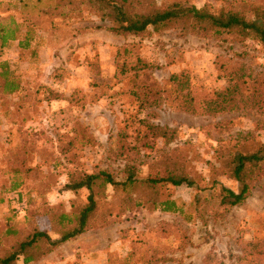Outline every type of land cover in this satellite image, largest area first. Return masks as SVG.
<instances>
[{
    "label": "rangeland",
    "instance_id": "374dc122",
    "mask_svg": "<svg viewBox=\"0 0 264 264\" xmlns=\"http://www.w3.org/2000/svg\"><path fill=\"white\" fill-rule=\"evenodd\" d=\"M178 1L217 11L223 1L232 0ZM55 4L0 0V72L7 67L29 91L23 96L0 92V231L9 220L25 227L26 210L44 202L61 204L67 211L73 204L82 207L88 191L66 188L74 170H105L123 182L126 167L135 164L138 176L147 179L156 175L152 163L178 147L195 156V168L189 167L193 183L169 185L163 192L171 194L181 212L135 208L102 227L95 221L93 228L30 264H151L153 254L152 264H264V174L244 202L231 206L222 201L223 188L239 192L241 184L228 178L217 161L222 142L248 132L254 142L245 147L254 152L264 142V116L252 109L193 113L178 106V83L170 79L180 73L189 78L181 92L194 95L199 109L207 92L235 84L231 70L238 65L263 72V46L255 39L225 41L176 27L119 34L104 27L110 23L92 10L67 15L54 12ZM8 31L15 32V39L3 44ZM119 49L133 50L127 60L139 55L151 63L148 72L163 89L161 105L135 95L134 77L118 65ZM141 119L168 128L167 137L150 136L141 142L139 133H146L145 125L138 127ZM124 133L127 141L121 138ZM73 141H78L77 157L69 162L64 149ZM25 145L32 151L28 164L34 169L29 175L14 172L10 162ZM55 160L63 165L53 168ZM15 181L21 185L12 190ZM119 203L120 196L108 187L99 200L100 211L117 213ZM38 224L59 238L46 214ZM141 232L149 235L147 247H138L137 255L129 258Z\"/></svg>",
    "mask_w": 264,
    "mask_h": 264
},
{
    "label": "trees",
    "instance_id": "16d2710c",
    "mask_svg": "<svg viewBox=\"0 0 264 264\" xmlns=\"http://www.w3.org/2000/svg\"><path fill=\"white\" fill-rule=\"evenodd\" d=\"M51 8H54V12L61 10L67 15L92 10L100 20L110 23L104 27L119 34H144L151 30L162 32L176 27L185 33L225 41L244 42L255 39L264 48V3L261 1H223L217 11L211 10L209 5L202 8L195 5L183 6L178 0L166 4H160L158 0H56V4ZM14 37V31L3 34V44L9 38L15 39ZM129 54L135 53L133 50L119 49L116 57L121 72L134 77L137 84L135 95L142 97L151 105H161L163 89L148 72L153 66L139 55H134L131 60H127L126 57ZM245 67L243 63L232 69L231 73L236 79L235 84L232 87L207 92L199 109L194 95L181 92L189 85V78L183 73L174 74L170 78L174 83H178L174 88L178 91L174 99L177 100L179 107L193 113L217 115L252 109L264 116V71H248ZM11 74L7 67L2 68L0 92L5 95L19 94L20 96H23L25 92L28 93V88L23 86L22 81ZM144 125L146 133L138 135L141 142L149 140L150 136L167 137L168 135V128L156 126L141 119L138 122L139 129ZM126 136L127 134L124 133L121 138L127 141ZM253 139L254 134L248 132L235 141L230 139L222 142L217 150V161L223 168L224 174L241 184L239 192L223 188L222 201L228 205L235 206L244 202L251 195L255 183L264 174V142L254 152H249L245 147L247 146L245 143L254 142ZM77 145L78 141H73L64 149V153L68 154L66 157L69 162L76 161ZM148 145L150 144H145V146ZM237 148L239 151L235 152ZM188 152L185 149L174 148L171 153L152 163L151 168L156 175L151 173L147 179L138 176V166L135 164L126 167V178L123 182L117 181L112 173L105 170L94 173L78 170L70 172L66 188L72 192L87 190L85 204L82 207L73 204V210L67 211L61 204L50 205L44 202L36 209L26 210L28 222L22 228H18L9 220L6 230L0 231V264L37 262L59 244L93 228L95 221L102 227L135 208L170 213L181 212V206L171 194L164 193L163 189L169 185L181 186L193 183L189 167L195 168L192 164L195 156H190ZM31 153L32 151L25 145L19 153L13 155L10 162L15 169L14 172L24 171L26 175H29L33 171L34 168L28 164V155ZM193 153L197 152L194 150ZM59 165L63 163L55 160L50 166L57 168ZM20 185L21 182L15 181L11 189H17ZM108 187H112L115 194L120 196L117 213L111 212L112 210L100 211L99 200L105 195ZM0 201L3 202V198H0ZM43 213L49 217L51 229L58 234L57 240L51 236L49 230L39 227L38 218ZM144 233L138 234L140 238L134 242V246L137 245V247L129 258L137 255L138 247L142 249L147 247L149 235L144 236ZM153 255L149 256L151 264Z\"/></svg>",
    "mask_w": 264,
    "mask_h": 264
}]
</instances>
